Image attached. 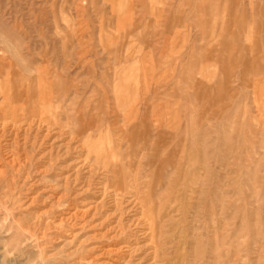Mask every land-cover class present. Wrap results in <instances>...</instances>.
<instances>
[{
    "label": "rangeland",
    "instance_id": "1",
    "mask_svg": "<svg viewBox=\"0 0 264 264\" xmlns=\"http://www.w3.org/2000/svg\"><path fill=\"white\" fill-rule=\"evenodd\" d=\"M1 112L0 264H264V0H0Z\"/></svg>",
    "mask_w": 264,
    "mask_h": 264
},
{
    "label": "bare ground",
    "instance_id": "2",
    "mask_svg": "<svg viewBox=\"0 0 264 264\" xmlns=\"http://www.w3.org/2000/svg\"><path fill=\"white\" fill-rule=\"evenodd\" d=\"M8 86V82H6L1 91L4 104L6 102L8 103L9 100L6 93V90L8 91L9 89ZM20 95L22 96V93ZM38 95H40V93H38ZM33 104H35V102H33ZM50 111L53 112V108H51ZM52 112L50 114L53 115ZM17 118V116H8L6 112L0 113V178L5 176L8 167L18 171L21 164H24V162H27L26 160L29 159H27L28 156H26L27 154L23 150L24 147L27 146L26 144H29L28 137L32 128L36 126L37 130H42V127L44 128L42 125L50 126V124H48L49 122L45 120L46 118L44 115L38 117L36 121L35 116L32 119L25 116L24 118L22 117V120ZM46 135L47 134H44L43 139H45Z\"/></svg>",
    "mask_w": 264,
    "mask_h": 264
}]
</instances>
